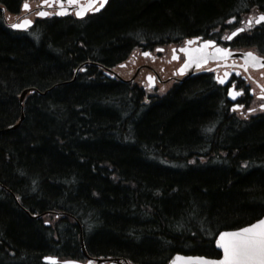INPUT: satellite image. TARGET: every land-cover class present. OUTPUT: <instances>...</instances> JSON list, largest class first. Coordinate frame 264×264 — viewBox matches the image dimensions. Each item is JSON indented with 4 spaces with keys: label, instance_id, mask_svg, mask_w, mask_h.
Instances as JSON below:
<instances>
[{
    "label": "trees",
    "instance_id": "obj_1",
    "mask_svg": "<svg viewBox=\"0 0 264 264\" xmlns=\"http://www.w3.org/2000/svg\"><path fill=\"white\" fill-rule=\"evenodd\" d=\"M38 1L0 0V264L82 261L80 234L103 260L218 258L219 232L264 215V115L230 113L206 78L153 93L97 65L217 41L264 0H108L84 20L7 27Z\"/></svg>",
    "mask_w": 264,
    "mask_h": 264
},
{
    "label": "flooded vegetation",
    "instance_id": "obj_2",
    "mask_svg": "<svg viewBox=\"0 0 264 264\" xmlns=\"http://www.w3.org/2000/svg\"><path fill=\"white\" fill-rule=\"evenodd\" d=\"M58 3L64 6L63 0H61V2L58 1ZM80 3L81 6H85L87 3L89 4V0L80 1ZM98 4L99 3L95 4L90 10H88L87 14L83 18L78 19L75 17V8L80 5L77 2L73 3L72 14L70 16H72V19L84 20L87 17L99 13L92 12L96 9ZM36 6L34 5L33 7H29L26 11V13L29 14L30 19L33 21H35L36 12L39 8ZM56 8L59 7L57 4H55V2L45 3V5L42 6V10L43 12L48 13V15H46L44 19L58 18L54 12ZM22 13L24 14V11L17 16L7 18V22H9V20H15V18L20 16ZM261 13L264 12H259L257 14L249 13L247 17L243 19L232 20L230 29L227 30L226 34L221 37L230 35L232 31L236 30V28L245 29V31L238 33L237 37H233L232 41H227L222 38L214 41L215 47H227L229 49L231 55L227 60L217 59L213 62H208L199 69H189L186 74L179 76L177 74V70L185 60L184 55L177 52V49L183 46L180 44L178 46L156 48L153 51H145L150 53L148 57L143 56L142 53L139 52L138 55L133 57V63L130 67H127L126 65L124 66L123 70L118 67L113 69L119 74L118 78L114 79L106 77V79L114 81H123L124 79L132 82L136 81V83H139L143 89L154 93L160 90H165L166 88L179 84L183 81H191L195 78H206V81H213L215 85L221 89L225 103L228 105V111L230 113L242 116L264 115V110H261L259 107L260 104L264 103V100L258 99V97L261 95L260 89L261 87H264V68L253 69L249 67L248 70L245 71L242 67H240V65L244 64V52L252 51L257 55L264 56V22L261 24H256L255 22L256 18ZM249 21H251V27H249ZM198 40L199 43L204 41L201 38ZM157 49H162L163 51H157ZM173 49H175V54L178 59H172ZM261 63H264V60H262ZM97 67L101 68L100 65H97ZM225 72L229 73L228 80L225 82V84L218 83L217 77L223 78ZM237 72H239L240 75H236ZM100 73L102 74V72ZM150 75L154 77L152 82L147 79V77ZM72 81H75V79ZM145 81L150 83V87H148L149 89L147 88ZM232 86H235L236 90H239L241 87L246 90L245 93L237 97V100H234L233 103L227 100V88ZM237 101L243 103L244 106L237 110H233V105L236 104ZM249 109H255V111H249ZM219 257L220 255L218 258Z\"/></svg>",
    "mask_w": 264,
    "mask_h": 264
},
{
    "label": "snow or ice",
    "instance_id": "obj_3",
    "mask_svg": "<svg viewBox=\"0 0 264 264\" xmlns=\"http://www.w3.org/2000/svg\"><path fill=\"white\" fill-rule=\"evenodd\" d=\"M43 3H47V0H42ZM93 0H89V4L87 7L92 6ZM68 3L73 4L76 3V0H68ZM101 6H103V0H101ZM24 9H28L29 5L25 3L23 5ZM37 16H46L48 13L37 11ZM78 16L83 15V10L77 12ZM236 18L233 17V20ZM232 21H229L231 23ZM256 24H261L264 22V13H261L256 18ZM249 27H251V21L248 22ZM31 24V21L24 20L21 23H14L11 25L12 28H22ZM245 31L242 28H236L235 31H232L230 35L222 37L227 41H232L233 37H237L238 33ZM196 39H199L198 37ZM193 40H188L186 42V46L180 49L181 52L185 54L184 66L180 69L181 74L183 73L184 68L195 65L196 68H200L203 64H207L209 58L211 59H221L227 60L231 55L229 49L227 47H213L215 42L211 39L204 40L203 43L198 48H189L187 45L193 44ZM212 47V54L210 56L208 49ZM157 51H163L162 49H157ZM143 56L148 57L150 53L143 52ZM172 59H178L175 54V49H173ZM244 64L240 65L245 71L248 70L249 67L256 68H264V63H261L264 60V56L257 55L252 51H247L243 53ZM236 75H240L239 72ZM229 73L225 72L223 78L217 77V81L220 84H225L228 80ZM147 79L152 82L154 77L151 75L147 77ZM232 83V82H229ZM245 89L241 87L239 90L235 89V86L228 87L227 93L228 96L233 100H237V97L243 95L245 93ZM261 95L258 99L264 100V87L260 89ZM243 103L237 101L236 104L233 105V110H237L243 107ZM260 109L264 110V103L260 104ZM249 111H255V109H249ZM216 239V245L218 248L222 249L223 257L219 260H213L211 258L197 256V257H177L176 259L183 260L184 264H264V219L258 220L256 223L251 224L248 227L241 228L239 231L235 232H226L222 231L219 233ZM55 264L54 258H46ZM65 264H71V262H65Z\"/></svg>",
    "mask_w": 264,
    "mask_h": 264
},
{
    "label": "water",
    "instance_id": "obj_4",
    "mask_svg": "<svg viewBox=\"0 0 264 264\" xmlns=\"http://www.w3.org/2000/svg\"><path fill=\"white\" fill-rule=\"evenodd\" d=\"M79 1H84V0H77V2H79ZM47 2H54V0H48ZM98 2H100V4H99V6H97L96 7V9L94 10V11H92V12H99V11H101L102 9H103V7L105 6V4H106V0H103V6H101V0H95V1H93L92 2V6L91 7H87V5H88V3L85 5V6H78V7H76L75 9H76V12H75V17L76 18H82V17H84L85 16V14L88 12V10H90L95 4H97ZM57 5H58V7L60 8H56V13H55V15L56 16H65V15H68V14H70L71 12H72V4H70V3H68V0H65V3L63 4L64 6H62L60 3H56ZM43 5H45V3H40V7L37 9V11H42L43 12V10H42V6ZM81 10H83V15L82 16H78L77 15V12L78 11H81ZM22 11H27L26 9H24L23 8V6H22ZM29 14H24L23 16H21L18 20H16V21H14L12 24H14V23H21L22 21H24V20H29V21H31L27 16H28ZM36 18H39V19H43L45 16H35ZM12 24H9L8 26L12 29V30H15V31H26L28 28H30V27H32V25H33V22L31 21V24H29V25H27L26 27H22V28H12L11 27V25ZM193 41H194V43L193 44H191V45H187V47H189V48H198L203 42H201V43H199V40L198 39H192ZM187 42V41H186ZM186 42L184 43V45H183V47H185L186 46ZM213 47H215L214 45H213ZM182 47H180V48H178L177 49V52L178 53H180V54H182V55H184V59H186V57H185V54L183 53V52H181L180 51V49H181ZM208 52H209V54H210V56H211V54H212V47H210L209 49H208ZM215 60H217V59H211V58H209V60H208V62H213V61H215ZM185 61V60H184ZM204 65V64H203ZM202 65V66H203ZM183 66H184V62H183V64L180 66V68L177 70V74L179 75V76H182V75H184V74H186V72L189 70V69H197L196 67H195V65H192V66H190V67H187V68H184V70H183V73L181 74V71H180V69H182L183 68ZM105 74V76L106 77H109L108 76V74L107 73H104ZM73 82V81H72ZM124 82V81H123ZM125 82H128V81H125ZM146 83L148 84V87H150V83L148 82V81H146ZM28 92V90H26V91H23V93L20 95V104L22 103V99H23V96L26 94ZM227 100L229 101V102H231V103H233L234 102V100L231 98V97H229L228 95H227ZM22 120H23V115H21L20 116V119H19V122H18V124H16V126H12V127H9L6 131H11V130H14L17 126H19V124L22 122ZM26 214L28 215V216H30V218L31 219H38V218H40V215H30L29 213H27L26 212ZM261 219H264V215L262 216V218ZM260 220V219H259ZM257 222V221H256ZM256 222H254V223H256ZM254 223H252V224H254ZM251 225V224H250ZM250 225H248V226H250ZM248 226H245V227H248ZM242 228H244V227H242ZM241 229V228H240ZM240 229H237V230H233V231H226V232H235V231H239ZM222 232V231H221ZM220 233V232H219ZM219 233L215 236V238H217L218 237V235H219ZM214 238V248H215V250L220 254V258L219 259H221L222 257H223V251H222V249H220V248H218L217 247V245H216V239ZM80 244H81V252H82V255H83V259H84V261H77V260H73V259H70V260H64V261H60V262H58V260H57V258H54V257H45V258H43L42 259V262L43 263H45V264H53V262L52 261H50L49 259H46V258H54V261H55V264H57V263H59V264H65V262H71V264H106V263H108V264H128L127 262H123V263H121L120 262V260L119 259H115V260H113V261H106V260H103V259H96V258H91V257H89L88 256V254L85 252V249H84V245H83V241H82V234H80ZM177 257H181V258H184V257H197V256H186V255H180V254H176V255H173L171 258H170V260L168 261V263L167 264H184V261L183 260H177L176 258ZM219 259H214V260H219Z\"/></svg>",
    "mask_w": 264,
    "mask_h": 264
},
{
    "label": "bare ground",
    "instance_id": "obj_5",
    "mask_svg": "<svg viewBox=\"0 0 264 264\" xmlns=\"http://www.w3.org/2000/svg\"><path fill=\"white\" fill-rule=\"evenodd\" d=\"M74 79H76V77ZM15 202H16V205L18 206V208H20L22 211H24L26 213V211L20 206V204L17 202L16 199H15Z\"/></svg>",
    "mask_w": 264,
    "mask_h": 264
},
{
    "label": "rangeland",
    "instance_id": "obj_6",
    "mask_svg": "<svg viewBox=\"0 0 264 264\" xmlns=\"http://www.w3.org/2000/svg\"><path fill=\"white\" fill-rule=\"evenodd\" d=\"M10 21H12V20H9V22H10ZM131 61H132V58L128 60V62H129V65H128L127 67H130V66H131V64L133 63V61H132V62H131ZM137 82H138V81H137Z\"/></svg>",
    "mask_w": 264,
    "mask_h": 264
}]
</instances>
